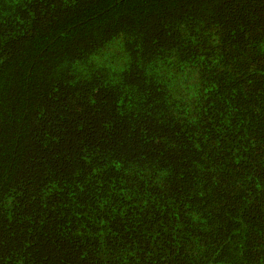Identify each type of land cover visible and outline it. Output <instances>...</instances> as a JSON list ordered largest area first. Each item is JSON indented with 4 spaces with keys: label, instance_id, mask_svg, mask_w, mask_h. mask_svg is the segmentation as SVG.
Instances as JSON below:
<instances>
[{
    "label": "trees",
    "instance_id": "obj_1",
    "mask_svg": "<svg viewBox=\"0 0 264 264\" xmlns=\"http://www.w3.org/2000/svg\"><path fill=\"white\" fill-rule=\"evenodd\" d=\"M0 264H264V0H0Z\"/></svg>",
    "mask_w": 264,
    "mask_h": 264
}]
</instances>
